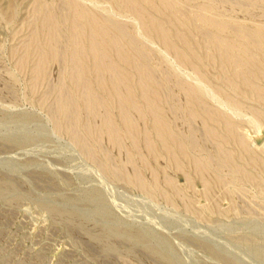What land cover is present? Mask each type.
<instances>
[{
  "label": "rangeland",
  "instance_id": "rangeland-1",
  "mask_svg": "<svg viewBox=\"0 0 264 264\" xmlns=\"http://www.w3.org/2000/svg\"><path fill=\"white\" fill-rule=\"evenodd\" d=\"M0 264H264V0H0Z\"/></svg>",
  "mask_w": 264,
  "mask_h": 264
},
{
  "label": "bare ground",
  "instance_id": "bare-ground-1",
  "mask_svg": "<svg viewBox=\"0 0 264 264\" xmlns=\"http://www.w3.org/2000/svg\"><path fill=\"white\" fill-rule=\"evenodd\" d=\"M92 23V22H91ZM150 25L152 28L155 29V31L157 32V36H158V39L160 41H162L163 43H165L166 45H169V42H168V32L164 29H161L159 28V26L154 23L153 21H150ZM92 26H93V23H92ZM93 30L98 33V32H101L103 31V29H101L100 27H97L94 23V26H93ZM89 48L91 49V54H92V57H93V54L96 53V50L94 48V45L92 42L89 43ZM78 49V48H77ZM98 54V53H97ZM98 56V55H97ZM93 60V75H94V78L96 79L97 83L98 84H101V85H105V83H109V79H105L101 76V70L103 67H107L109 69H113L112 66H107L104 64L103 60H102V55H99L98 57L96 58H92ZM43 62V61H42ZM202 65V64H201ZM107 72V71H106ZM136 72V71H135ZM117 74V72H116ZM119 75V74H118ZM136 75V73H135ZM107 76V75H106ZM125 77H127V74L125 73L124 74ZM132 77V75H131ZM149 78V77H148ZM118 79V78H117ZM148 81V80H147ZM111 83V82H110ZM142 84V83H141ZM142 86V85H141ZM86 90V89H85ZM147 91V90H146ZM146 91L145 89H143L141 87V95H142V99L143 101L148 104L150 107L152 106V101H150V99L147 98L146 96ZM112 93V91H111ZM118 94V93H117ZM155 97V96H154ZM157 98V97H156ZM124 99V98H123ZM119 101H121V97H119ZM125 101V100H124ZM123 102V101H122ZM121 103V102H120ZM125 119V118H124ZM154 125H153V130L151 131L152 134L151 137H150V140L147 141L148 142V147L150 150H154L155 149V141L154 139L152 138H156L159 142H165L164 140L165 139H169L171 141V145H165V149L167 150L168 152V156H169V159L171 161H176V160H179L180 158V155L182 154V145L178 143V141L176 140L175 136L171 133L170 131V128L167 126V120L165 118L164 115L162 114H158L156 112V115H154ZM129 124V123H128ZM127 124V121H125V125L127 127H129ZM131 129V128H130ZM133 129V128H132ZM136 132H138V130L134 129ZM112 134V133H111ZM112 138L115 139L116 137L114 136V134H112ZM176 142L175 144L173 142ZM176 149V150H175Z\"/></svg>",
  "mask_w": 264,
  "mask_h": 264
}]
</instances>
